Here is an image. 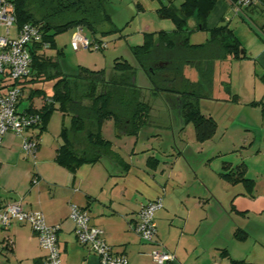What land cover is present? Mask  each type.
I'll return each instance as SVG.
<instances>
[{
    "label": "rangeland",
    "instance_id": "374dc122",
    "mask_svg": "<svg viewBox=\"0 0 264 264\" xmlns=\"http://www.w3.org/2000/svg\"><path fill=\"white\" fill-rule=\"evenodd\" d=\"M183 1L109 0L112 20L118 30L106 35H97L106 42L105 48L74 50L70 41L76 28H72L57 34L56 48H48L44 52L55 56L57 50H62L61 68L63 73L69 75L75 74L79 66L90 69L102 68L108 75L115 59L122 58L129 61L136 68V84L143 89L145 98L151 105L149 122L137 135L119 134L114 119L106 118L101 132L129 164V171L122 179L126 181L130 193H136L135 188L139 187L149 194L155 192L160 193L161 196L165 193L174 194L178 186L183 184L186 193H205L199 182L204 183L214 194L204 206L208 216L204 218L201 229L208 232L207 238L215 242L221 240L223 247L233 258H248L250 261L258 260L257 262L264 264V250L253 256L252 247L258 245L260 239L255 229L252 230V225H249L251 229L247 230L249 236L245 240L234 237L237 228L242 229L243 226L240 224V217L236 214L232 200L237 196V190L242 189L243 186L241 184L232 186L219 175L224 160L233 164L239 163L241 159L246 160L250 166L249 176H254L264 165V156L255 157V151L259 148L264 150V135L258 121L260 117L243 103L229 101L232 94H240L243 102L247 99L248 95L243 90L246 78L247 81L250 80L247 77V69L240 71L233 66L234 64L217 61L211 98L201 99L202 112L211 114L215 118L217 128L211 138L198 141L192 123L183 124L180 116L168 108L163 96L149 97L152 84L132 54V47L143 45L149 34L156 35L160 31L174 30L176 25L172 18L161 16L158 9L162 5L179 7ZM204 23L205 26L202 28L197 14L190 15L187 20L189 43L207 42L211 39V28L226 25L240 40L243 50L248 53L254 47L252 45L258 43L261 36H264L262 31L264 28L261 27L264 24V2L258 1L255 8H241L240 11L235 12L234 7H231L227 0H215L205 16ZM17 25L18 23L15 22L11 28V37L16 36ZM0 32L3 34V27ZM82 33L89 36L88 31L83 27ZM185 74L192 81L199 79L197 70L193 67H187ZM3 80H6V77L0 73V90L5 83ZM52 83V80H36L24 86L20 108L30 107L33 111L42 112L44 94L50 93ZM35 89H42L45 93L41 90L33 92ZM69 122L70 117L56 106L50 114L44 116L40 125L29 129L38 135L41 145V152L36 154L35 161L27 158L33 172H37L34 167L39 169L43 166L46 174L51 175L50 169L58 167L52 162V157L57 146L62 143V128L68 126ZM19 147L21 155L25 158L21 142ZM150 157L158 160L156 169H153L155 163L149 161ZM257 159H261L260 165ZM90 165H81L78 173L85 171L91 167ZM100 165L115 175L126 173L107 158L96 164L98 167ZM38 178L34 184L42 181L45 196L49 197V192H52V183L49 180L52 177ZM260 236L264 238V235ZM3 254H0V264L20 263L10 252L7 256ZM24 264L30 262L25 261ZM246 264L253 263L247 261Z\"/></svg>",
    "mask_w": 264,
    "mask_h": 264
},
{
    "label": "trees",
    "instance_id": "16d2710c",
    "mask_svg": "<svg viewBox=\"0 0 264 264\" xmlns=\"http://www.w3.org/2000/svg\"><path fill=\"white\" fill-rule=\"evenodd\" d=\"M214 1L184 0L174 8L162 5L158 12L172 18L176 25L174 30L149 34L143 45L132 47L133 57L152 84L149 97L163 96L168 108L180 116L183 124L192 123L198 141L211 138L217 128L215 118L201 110V99L211 98L216 62L246 56L240 40L226 25L211 28V39L207 42L189 43L188 18L197 14L203 28ZM13 4L18 25L26 22L39 25L49 48H56L55 37L68 29L83 27L91 39L99 42L102 40L97 35L118 30L112 20L109 0H14ZM62 54V50H57L55 56L47 55L36 45L31 74L20 83L24 88L32 81L52 80L50 93L44 94L43 111L38 113L44 120L57 106L70 117L69 125L63 126L61 131L62 143L56 149V163L74 172L83 164L107 158L122 172L128 171V162L102 136L101 128L106 118H113L119 134L137 135L148 124L151 105L143 89L136 84V68L126 59L117 58L108 75L102 68L85 66H79L75 74L69 75L62 71ZM187 67L197 70V81L186 76ZM40 90L45 93L42 89L33 92ZM237 100V95L232 94L229 101ZM27 110L33 111L30 107ZM150 158L149 161L158 163L157 159ZM245 171L243 163L231 167L223 162L220 177L231 184L242 183L250 193L254 182L245 177ZM234 237L245 240L247 233L237 228ZM243 263L244 260L231 259V264Z\"/></svg>",
    "mask_w": 264,
    "mask_h": 264
},
{
    "label": "crops",
    "instance_id": "0c3cea01",
    "mask_svg": "<svg viewBox=\"0 0 264 264\" xmlns=\"http://www.w3.org/2000/svg\"><path fill=\"white\" fill-rule=\"evenodd\" d=\"M227 1L232 7V0ZM258 1L264 2V0ZM257 4L258 2L247 8H255ZM261 27L264 28V24ZM252 46L254 47L250 52L245 51V58L224 61L234 64L233 66L240 71L247 69V77L250 80L247 81L246 78L243 90L248 97L243 102L240 94H236L237 102L252 108V112L260 117L258 121L264 135V36H261L260 41ZM252 101L259 104H249ZM26 134H34V132L29 130ZM20 142L22 144V137L14 132H7L1 139L0 203L21 200L25 209L41 211L48 224H58L60 229L57 233V243L62 264H100L97 255L87 246L79 244L75 238L74 223L69 217L72 204L87 210L90 224L104 230L105 240L112 251L124 254L129 264H154L151 252L157 243L175 254L172 264H231V259L244 260L243 264L247 261L261 264L257 262L258 260L233 258L223 247L221 240L215 242L207 238L208 232L201 229L204 218L208 216L204 206L214 194L204 183L199 182L205 193H186L184 192L185 184L179 185L174 194L165 193L162 196L156 192L149 194L139 187L135 188L136 193H130L126 181L122 179L129 170L120 177L102 168L101 165L96 166L99 164L97 162L91 164L87 171L78 173L77 169L71 172L56 163L57 148L52 162L58 167L52 166V170L49 171L52 176L46 174L43 166L39 169L34 167L37 172H33L27 157L24 158L21 155ZM38 152H41V145ZM260 156H264V150L259 148L255 151V157ZM260 160L257 159L259 165ZM223 162L229 163L231 167L243 163L246 169L245 177L254 182L249 193L242 183L231 184L223 179L232 186L239 184L243 186L242 189L237 190V196L233 198L232 205L236 211L244 213L236 212L244 228L242 229L246 230L247 237L249 225H252V230L255 229L257 235L259 234L258 245L252 247L254 256L255 253L258 254L260 250H264V238L260 236L264 235V165L254 176H249L250 166L246 160L241 159L236 164L227 160ZM158 163L153 166V169L157 168ZM35 174L38 177L42 176L43 179L52 177L49 180L52 183V192H49V197L45 196L42 181L37 184L32 182ZM157 197H162L163 207L155 214L157 230L155 242H146L134 232L132 225L140 206ZM223 250H226L228 254H225ZM9 252L20 262L19 264H24L25 261H29L30 264H44L46 257V251L41 248L36 233L27 223L13 222L9 228H0V254L5 253L7 256Z\"/></svg>",
    "mask_w": 264,
    "mask_h": 264
},
{
    "label": "built area",
    "instance_id": "2783aa9c",
    "mask_svg": "<svg viewBox=\"0 0 264 264\" xmlns=\"http://www.w3.org/2000/svg\"><path fill=\"white\" fill-rule=\"evenodd\" d=\"M258 0H232L235 12L256 4ZM16 22L12 0H0V73L6 77L0 90V143L7 132H14L22 137V150L27 158L36 159L40 141L35 134H26L32 128L41 124L42 118L38 112L20 108L19 103L24 93L20 84L29 78L32 71V52L36 45L40 49L49 48V42L44 40L39 25L26 22L17 25L16 36L11 37V28ZM71 47L74 50H101L107 46L104 41H96L82 33V27H77L72 33ZM35 163V162H34ZM35 174L32 182L38 181ZM163 207L162 197L148 201L140 206L132 229L139 238L146 242H155V214ZM70 219L74 223V234L77 242L87 246L94 252L100 264H129L124 254L115 253L105 240L102 228L90 224L88 212L74 204L70 206ZM13 222L27 223L36 233L41 248L46 251L44 264H62L60 248L57 243L58 224L50 225L39 210H27L21 200L0 203V228H7ZM154 264H172L175 254L157 243L151 252Z\"/></svg>",
    "mask_w": 264,
    "mask_h": 264
}]
</instances>
